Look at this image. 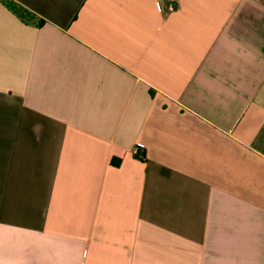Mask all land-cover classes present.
I'll use <instances>...</instances> for the list:
<instances>
[{"label":"crops","instance_id":"1","mask_svg":"<svg viewBox=\"0 0 264 264\" xmlns=\"http://www.w3.org/2000/svg\"><path fill=\"white\" fill-rule=\"evenodd\" d=\"M0 264H264V0H0Z\"/></svg>","mask_w":264,"mask_h":264},{"label":"trees","instance_id":"2","mask_svg":"<svg viewBox=\"0 0 264 264\" xmlns=\"http://www.w3.org/2000/svg\"><path fill=\"white\" fill-rule=\"evenodd\" d=\"M9 7L11 8H16L15 6H13L11 3H9L8 5ZM20 12V10H19ZM137 158H140V159H145V152L141 151L140 149H137V153L135 154ZM112 163L113 164H119V160L116 161V160H112Z\"/></svg>","mask_w":264,"mask_h":264}]
</instances>
